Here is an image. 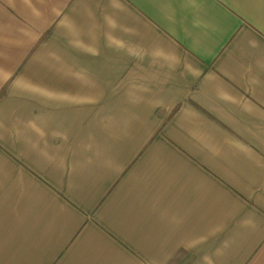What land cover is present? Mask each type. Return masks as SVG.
Listing matches in <instances>:
<instances>
[{"label":"crops","instance_id":"1","mask_svg":"<svg viewBox=\"0 0 264 264\" xmlns=\"http://www.w3.org/2000/svg\"><path fill=\"white\" fill-rule=\"evenodd\" d=\"M0 264H264V0H0Z\"/></svg>","mask_w":264,"mask_h":264}]
</instances>
